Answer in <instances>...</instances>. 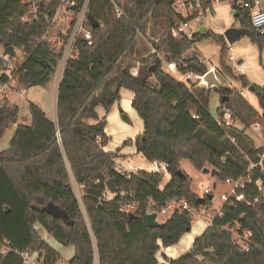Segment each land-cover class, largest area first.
Wrapping results in <instances>:
<instances>
[{
    "label": "trees",
    "instance_id": "16d2710c",
    "mask_svg": "<svg viewBox=\"0 0 264 264\" xmlns=\"http://www.w3.org/2000/svg\"><path fill=\"white\" fill-rule=\"evenodd\" d=\"M23 1L0 0V48L26 47L28 57L20 77L21 86L28 90L50 82L59 56L50 44L30 45L31 40L43 36L44 30L41 23L22 21L30 9V4ZM73 1L78 6L84 2ZM123 1L125 16L117 19L110 2L92 0L90 17L100 26L92 31V46L78 41L77 53L63 71L57 122L50 120L40 106L30 103L31 125L19 124V107L10 106L7 98L0 103V141L17 126L9 148L0 151V243L8 241L13 249L5 256L0 254V264H24L21 254L26 251L39 252L43 264H57L59 253L40 236L36 225L64 247L75 248L69 264H160L161 246L177 245L193 222L188 214H173L162 228H149L148 200L152 198L156 208H163L174 197L186 198L195 208L212 205L211 196L201 198L192 191L190 176H177L181 162L188 160L198 171L212 167L223 182L246 173V156L260 162L258 155H263L264 147L257 149L245 129L223 128L211 116L209 90L198 89L193 82H179L163 70L160 61L159 56L182 60L190 72L206 74L209 68L195 53V43L204 38L223 43L225 38L209 30L192 39L174 38L170 30L183 20L172 9L176 0ZM240 12L237 21L254 32L252 41L262 52L264 35L253 30L249 13ZM149 16L151 20L164 19L166 28L154 44L156 53L138 61L137 30L146 32ZM224 55L225 50L222 58ZM2 68L0 58V71ZM133 68H138L137 76H133ZM224 70L233 74L231 68ZM236 79L245 87L251 84L245 76ZM5 82L0 76V83ZM124 89L134 94L132 108L143 122V132L135 140L126 141L124 147L134 144L147 161L168 165L171 180L163 190L159 174L117 173L115 159L119 151L104 150L111 141L106 133L108 115L121 101ZM222 91L230 97L223 96L229 101L221 103L229 105L234 93ZM259 101L264 127V98L259 97ZM247 139L249 153L244 154L239 147ZM72 176L83 189L87 219ZM260 178L264 179V171L258 168L253 181L238 191L244 199L231 197L223 206L224 217L215 218L192 249L169 264H264V196L256 186ZM112 179L119 193L106 200V182ZM122 195L133 196L139 202L136 211H122L126 202ZM49 203L64 211L68 219L50 214L46 210ZM245 233L252 234L248 252L240 244Z\"/></svg>",
    "mask_w": 264,
    "mask_h": 264
},
{
    "label": "built area",
    "instance_id": "2783aa9c",
    "mask_svg": "<svg viewBox=\"0 0 264 264\" xmlns=\"http://www.w3.org/2000/svg\"><path fill=\"white\" fill-rule=\"evenodd\" d=\"M111 3L113 12L117 19H121L125 16L124 1L123 0H107ZM224 0H176L172 5L173 11L181 16L183 20L172 27L170 32L174 38L185 36L192 39L197 33H200L202 27L207 31L205 19L210 16L214 18L215 7L222 3ZM233 5V10H243L250 14L251 25L255 32L259 35H264V0H228ZM24 3H29L30 9L27 14L22 17V21L28 24H40L44 30L41 38H35L30 41V45L37 47L41 44H50L53 53L59 56L58 67L56 73H62L67 66L68 62L75 57L77 53V43L79 40L85 42L88 46L94 44L93 29L91 27L90 7L92 0H84L81 6H78L73 0H24ZM151 16V15H150ZM150 16L148 17V23L150 22ZM219 31H223L220 27ZM137 34L143 36V33L138 29ZM224 34V32H223ZM144 37V36H143ZM149 46L153 49V54L156 53L154 44L158 42L153 37H150ZM229 50H233L232 45H229ZM13 47H1L0 58L3 61V68L0 71V76L6 79V82L2 85L0 90V103L4 98L11 94L23 95L27 89L21 86L20 69L27 59V49L13 47V53L5 54L7 48ZM162 64V68L165 72L172 75L179 82H197L201 87L209 90L210 92L216 90V86L209 85L205 76L209 71L214 72L216 79L220 81L217 76V71L214 68H210L206 74L200 75L189 71V65L182 60H170L164 56H159ZM230 61L236 62L234 56H230ZM237 63V70L239 73H244L247 69V63L243 60H239ZM183 69V70H182ZM133 76L138 75V70L132 72ZM219 126L223 128H233L234 113L227 104H222L219 115L216 119ZM253 134H256L259 138H264L263 123H256L251 126ZM234 141V139H233ZM260 159L259 163L253 162L248 156L246 159L249 161V167L246 173L238 179H227L225 182L232 186V190L229 194V201L231 197H236L238 201L244 199L242 195H238V191L246 187L254 179L255 171L260 168L261 172L264 171L263 155H258ZM115 171L122 175L136 174L138 171H144L149 174H159L163 177V181L167 183L171 180V174L168 169V165L162 161H147L141 166H135L131 162H122L120 158L115 159ZM166 183V184H167ZM256 186L261 196H264V179L256 180ZM165 185H161L160 189L163 190ZM205 196H213V192L210 188H205ZM106 200L111 199L109 196L104 197ZM131 198V200H128ZM122 200L126 199L125 204L122 207V211L131 213L137 210L140 205L139 202L133 200V196H121ZM226 199V198H225ZM214 199H212L213 201ZM152 198L148 200V206L146 210L147 216L150 214H156V220L159 223H165L160 218L170 217L173 214H188L192 218V222H201L205 228L211 227L215 218L224 217L223 207L215 212V216H208L207 220L203 222L202 216H207L209 212V206L201 205L199 208H195L189 200L184 197H174L166 202L163 208H156ZM252 237L251 233H245L240 239V244L243 249L248 252L250 247L248 242ZM9 252H13L8 241L0 243V254L5 256ZM24 264H43V260L39 252L26 251L21 254ZM160 264H165L160 261Z\"/></svg>",
    "mask_w": 264,
    "mask_h": 264
},
{
    "label": "rangeland",
    "instance_id": "374dc122",
    "mask_svg": "<svg viewBox=\"0 0 264 264\" xmlns=\"http://www.w3.org/2000/svg\"><path fill=\"white\" fill-rule=\"evenodd\" d=\"M233 5L228 1L224 0L222 3L218 4L215 7V16L214 18L208 16L205 19V23L207 29L212 31L216 35H222L226 30L236 27H240V22L237 21L235 17L232 16ZM221 28L223 31H219L218 28ZM165 20H150L147 25V30L143 33V36L137 35L138 46L136 49V58L139 60H143L148 58L153 54V49L150 48L149 42L150 37L158 38L164 32ZM230 44L227 40L225 42H217L212 38H204L195 43V53L200 57L201 62H203L209 69L214 68L217 72V76L220 79V87L216 88V90L209 91L208 94V110L211 116L214 119H217L219 115V111L221 108V100L223 96H229L230 94H225L222 90L228 89L231 90L234 94L231 93V102L229 103V107L232 109L234 113V123L235 127L239 129H245L246 135L248 138L254 141L255 147L263 148L264 147V138H259L256 134H253L251 130V126L256 123H263L262 115L263 110L260 106L259 97L256 93L251 92L248 87H245L236 77L245 76L251 83H256L262 88H264V50L261 52L257 45L253 43V41L248 37H242L238 39L236 42L232 44L233 50H229ZM223 50H225V55L222 58ZM230 56H234L237 61L243 60L247 63V69L244 73H239L237 70V61H230ZM224 67L231 68L233 71L232 75H229L225 72ZM138 70V68H133L132 72ZM58 73L52 76V83H48L46 86H40L35 88L29 98L36 97L41 99L43 96L42 92L46 89H49V86L58 85ZM54 82V83H53ZM195 83L198 89H204L201 87L200 83ZM54 84V85H53ZM2 89V85L0 83V90ZM50 90V89H49ZM55 91V90H54ZM124 92L121 93L122 100H124V93L129 92V90L124 89ZM53 93V92H52ZM28 93L23 95H19L17 93L9 95L7 98L10 106H17L24 104V102L28 98ZM1 99V95H0ZM122 102V101H121ZM255 110L253 111L252 110ZM126 114L128 121L123 120L122 115ZM119 123H123L125 130L123 132H127L129 135L136 133L138 127H142L143 122L137 112L134 110V114H129L127 112H123V114L119 115ZM110 130L119 131L121 128L117 126L116 123L110 124ZM12 131L6 132L2 140L0 141V151L7 150L10 145ZM249 139H247L239 148L241 152L244 154L249 153ZM248 143V144H247ZM247 145V146H246ZM109 150H112L114 146L111 143L109 146ZM264 154V153H263ZM264 160V155H263ZM127 162L140 164L141 158L135 155L134 157L127 158ZM245 155H244V163H245ZM246 165V163H245ZM247 167V165H246ZM182 168L190 178H192V191L201 198L205 197L204 190L205 188H210L213 192L214 200L212 201V205L209 206V212L207 216L203 217V222L207 220L208 216H215V212L219 211L226 203V200L229 198V194L232 190V186L227 184L226 182L220 181L217 177H212L210 174H205L202 171L196 170L188 160H184L182 163ZM208 169H213L212 167H207ZM166 180L163 181L165 184ZM72 184L74 191L78 197V200L81 205V209L86 217V212L83 205V193L78 188L74 179L72 178ZM162 184V185H163ZM108 196L114 197L112 193L108 191ZM226 198V199H225ZM87 219V217H86ZM168 217L160 218L161 221H166ZM200 230V232H204V228L199 223H192L191 231L188 234L192 233L195 229ZM36 229L38 233L43 230L40 225H36ZM161 257V256H160ZM159 257V258H160ZM202 260V259H200ZM65 264V263H63Z\"/></svg>",
    "mask_w": 264,
    "mask_h": 264
},
{
    "label": "crops",
    "instance_id": "0c3cea01",
    "mask_svg": "<svg viewBox=\"0 0 264 264\" xmlns=\"http://www.w3.org/2000/svg\"><path fill=\"white\" fill-rule=\"evenodd\" d=\"M61 78H62V73H58V80H57L58 85H57V87L56 86H52V87L49 86L50 90L46 89L44 92H42L43 96L41 97V99H38L36 97H34V99L29 98V95L31 94V92L37 87L28 89L26 91V93L29 92V94L27 95L28 96L27 100L24 102V104H22V106L17 105L20 109L19 124H23V125H27V126L31 125L32 117H31L30 109H29L30 103H35L38 106H40L41 109L46 113V115L48 116V118L50 120L57 122V98H58V87H59V83L61 81ZM50 82L52 83V81H50ZM122 92H124V91L122 90L121 93ZM124 95H125L124 100H122V97H121L122 102L120 101L119 103H117L114 106L113 110L108 115V125L106 127V133L111 138V141L108 144V146L111 143H113L115 147H113L112 150H109V147L106 146L104 148V150L106 152H117V151H119L120 161H122L124 163L127 162L126 161L127 158L134 157L135 155H137L138 157L141 158L140 164H136V165H135V163H133V164L135 166H141V165L145 164L147 162V160L141 154H138L135 145L132 144V145L124 147V144L126 141L135 140V138L143 132V125L141 128L138 127L136 133H133L131 135H129L127 132L126 133L123 132L125 130V127L123 126V123H119V115L123 114L124 111L129 113V114H134V109L132 108V99L134 97V94L131 91H129V92H125ZM113 122L116 123L119 128H121L120 129V130H122L121 132L114 131L115 129H113L112 131L110 130V127H111L110 124ZM16 127L17 126H15L13 128V130H11L13 132V133H11V137L14 136ZM241 130H243V129H241ZM256 148H257V146H256ZM257 149H261V148H257ZM183 161L181 162V168H182ZM182 170H183V168H182ZM72 178H73V176H72ZM166 183H167V181L165 182L164 185H166ZM77 186L81 191L83 190L82 187H80L79 185H77ZM198 223L201 224V226L204 228V230L206 229L205 226L201 222H198ZM39 234L54 250H56L59 253L60 260L57 262V264H63V263L69 264L70 263V261L73 259L74 255H75V248L73 246L64 247L60 242H58L54 237H52L50 234H48L44 229L41 230L39 232ZM202 234H203V232H200V230L198 228V229H195L190 234H188V233L185 234L183 236V238L181 239V241L175 246L168 247V248L161 246V250L158 254L159 261L164 262L165 264H169L170 260L178 259L180 256L189 252L192 249L195 240L198 237H200ZM95 264H98V262L96 261Z\"/></svg>",
    "mask_w": 264,
    "mask_h": 264
},
{
    "label": "water",
    "instance_id": "95a60500",
    "mask_svg": "<svg viewBox=\"0 0 264 264\" xmlns=\"http://www.w3.org/2000/svg\"><path fill=\"white\" fill-rule=\"evenodd\" d=\"M240 15H241L240 11L233 10V12H232L233 17L238 18ZM89 21H90L92 29H98L99 28V26H100L99 23L96 20H94L92 17H89ZM204 32H205V28L202 27L200 29V33H204ZM223 37L225 38V40L228 41V43L230 45H232L234 42H236L238 39H240L242 37H248L251 40H253L255 37V34L249 28L232 27V28H230L224 32ZM8 53H10V54L13 53V47H9L6 49L5 54H8ZM151 71L153 73H155L156 69L152 68ZM205 79H206V81H208V84L210 86L214 85L216 87H220L221 83L218 79H216L214 72L209 71L206 74ZM248 88L251 92L256 93L258 95V97L264 98V88H262L258 84L251 83ZM228 101H229V98L222 99L223 103L228 102ZM122 118H123V120L128 121L126 114L122 115ZM202 172L205 174H210L212 177H218V171L216 169L204 168L202 170ZM185 175H186V173H184V171H182V170L177 172V176H179L181 178H184ZM106 187H107L108 191L110 193H112L113 195H116L119 193V189L117 188L116 181L114 179L107 181ZM210 199H213L212 196L210 197ZM199 202L202 203V200H200ZM46 210L50 214H53L56 216H62L63 218L68 219V216L66 215V213L64 211L60 210L58 207H56L53 203H49L46 206ZM164 225H165V223H159L156 220V214H150L147 216V226L149 228H162ZM190 231H191V228H188L187 232H190Z\"/></svg>",
    "mask_w": 264,
    "mask_h": 264
},
{
    "label": "flooded vegetation",
    "instance_id": "af4514ba",
    "mask_svg": "<svg viewBox=\"0 0 264 264\" xmlns=\"http://www.w3.org/2000/svg\"><path fill=\"white\" fill-rule=\"evenodd\" d=\"M241 27V26H240Z\"/></svg>",
    "mask_w": 264,
    "mask_h": 264
}]
</instances>
